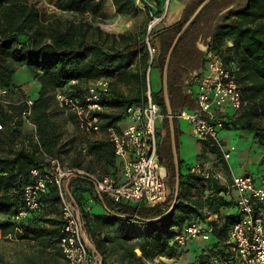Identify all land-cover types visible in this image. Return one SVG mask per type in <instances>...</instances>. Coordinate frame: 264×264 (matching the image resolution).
I'll return each mask as SVG.
<instances>
[{"label":"trees","instance_id":"trees-1","mask_svg":"<svg viewBox=\"0 0 264 264\" xmlns=\"http://www.w3.org/2000/svg\"><path fill=\"white\" fill-rule=\"evenodd\" d=\"M111 1L119 15L138 12L135 0ZM153 1L158 14L165 0ZM203 1L196 0L187 6L179 22L150 33V41L156 49L150 64L144 42L146 28L141 32H108L85 18H62L55 13L43 16L29 0H0V88L7 90L9 100L17 86L14 77L19 70L30 72L38 84L36 97L26 96L18 104L0 107L3 112L0 122L7 132L0 143L8 146L0 153V238L10 239L24 248L14 261L0 252V264H65L60 245L64 221L55 184L48 185L39 210L16 218L24 209L23 192L34 181L31 171L52 168L51 158L64 165L63 157L68 153L63 133L49 114L52 101H57V93L83 101L91 82L108 79L110 87L103 96V111L99 117L103 127L118 126L126 119V108L143 100L147 71L151 75L155 67L163 74L175 38ZM229 2L234 8L212 24V13ZM55 3L58 8L81 16L96 14L100 9V0H55ZM208 38L209 50L217 51L225 63H234L236 79L247 101L242 110L223 116L224 127L251 132L264 149V0H214L181 36L168 67L167 94L173 116L181 110L195 108L193 95L186 90L192 84L189 82L193 74L204 68L205 55L198 44ZM152 95L164 115V134L158 137V153L168 172L169 196L164 203L153 207L115 203L106 195H102L101 200L90 180L71 177L63 181L64 195L74 201L83 238L93 253L91 264H152L155 257L172 259L179 249L175 238L191 221L212 228L209 241L199 248L200 253L195 255L192 264H220L231 257L230 229L237 218L235 197L228 196V188L214 174L205 177L191 173L190 166L183 171V161L178 154L179 195L172 211L166 214L174 198L176 174L162 86L157 92L152 90ZM29 99L33 101L28 118L33 131L20 145L11 148L15 129L9 124L21 125L27 120L23 113L29 109ZM64 110L76 120L72 112ZM13 111L17 115H13ZM173 122L178 153L181 132L176 118ZM199 142L204 151L224 162L217 145L211 141ZM87 151L93 156L90 164L103 161L113 168L108 175L115 176L117 159L107 140L88 142ZM82 159L79 150L66 167L83 169ZM75 189L88 192L105 213L92 214L74 195ZM263 207L264 204L258 205L255 213L264 223ZM110 250L120 251L115 262L106 258Z\"/></svg>","mask_w":264,"mask_h":264},{"label":"built area","instance_id":"built-area-1","mask_svg":"<svg viewBox=\"0 0 264 264\" xmlns=\"http://www.w3.org/2000/svg\"><path fill=\"white\" fill-rule=\"evenodd\" d=\"M169 2L170 0H165L163 7L156 14L157 6L153 0H135V7L145 11L149 18L144 42L150 64L156 54V49L150 41V33L165 20ZM204 59V72H200L186 90L187 94L194 96L197 110L184 109L173 118L186 120L191 125L194 138L211 141L217 145L223 159L228 161L231 157L229 153L235 148H224V144L217 137L218 131L225 128L223 116L242 110L247 101L236 79L237 68L233 62L225 63L217 51L209 49ZM192 85L197 87L195 94L191 89ZM109 87L108 79H97L88 85L83 101L62 92L57 93V101L61 107L76 116L77 125L84 134L105 133L106 140L119 162L120 175L98 176L81 168L66 167L58 159L51 158L52 168L31 171L34 181L25 188L22 195L24 209L16 217L21 219L28 212L39 210L41 197L46 193L48 185L55 184L64 221L60 245L65 264H91L94 259L89 245L83 238L77 211L64 195L62 184L66 178L78 176L90 180L102 195H106L115 203L153 207L164 203L169 196L168 172L158 153L156 126L164 115L152 95L150 71H147L143 100L126 108V126L119 124L116 127H103L101 124L99 114L103 111L102 99ZM7 93L6 89L0 88V107L10 104ZM27 104L29 109L24 111L23 116L28 120L33 101L29 99ZM190 171L205 177L210 174L200 165L191 167ZM230 188L236 193L237 218L230 229V240L233 243L231 257L229 260H222L220 264H264V223L262 217L255 213L256 207L264 204V186L256 184L252 176L243 175L233 176ZM212 218L215 217L209 219ZM211 232L212 228L206 224L188 222L177 234L176 246L184 248L193 240L207 242Z\"/></svg>","mask_w":264,"mask_h":264},{"label":"rangeland","instance_id":"rangeland-1","mask_svg":"<svg viewBox=\"0 0 264 264\" xmlns=\"http://www.w3.org/2000/svg\"><path fill=\"white\" fill-rule=\"evenodd\" d=\"M29 2L35 4L42 12L43 16H46L50 13H55L59 17L62 18H69L78 20L80 18H85L91 21L96 25H100L104 30L109 31H116L121 30L123 28H130L136 31L139 28L138 32H141L146 27L145 25L149 21L147 17H138L137 13L134 15H123L119 16L115 12V8L111 0H100V9L96 14L87 13L84 16L78 15L77 13H73L71 11H66L56 6L55 0H29ZM128 25V27L126 26ZM204 39V44L205 43ZM196 73V72H195ZM195 73L191 78L190 82H194L195 80ZM159 77L156 73V68L153 67L151 75H150V82L152 86V90L157 92L162 86V75L159 71ZM14 82L16 83V87L10 94L9 101L11 104H18L20 101L28 96L31 98L36 97L38 91V84L34 81L33 76L27 70H19L14 77ZM193 93L195 94L197 87L195 85L191 86ZM194 97V96H193ZM3 112L0 111V115ZM49 114L52 120H54L58 125L60 130L63 133V142H66L68 146L66 150L68 151L67 154L63 157L64 165H70L72 157L75 155L76 152L79 150L82 153V161L81 167L87 166L90 164V161L93 159V156L88 153L87 145L88 142H92L93 136L84 134L78 127L77 122L72 115L64 110L57 101H52ZM13 115H17L16 112L13 111ZM163 120V119H162ZM1 121V116H0ZM181 123V132L183 133L179 139V146H178V154L181 160L183 161L182 170L185 171L187 166L194 167L196 165H200V167L205 170L209 171L210 174H214L220 180L225 176L228 180L230 179L227 170L220 169L221 161L216 158L214 155L204 151L202 144L193 137L191 133V125L184 119L180 120ZM127 119L120 123V126H126ZM11 125L15 129V135L12 140V147L20 145L25 139L26 136L32 133L33 125L29 120L22 122L21 125L13 124ZM157 135L158 137H162L164 134V127L163 123L160 121L157 122ZM101 134V133H98ZM5 135H7L6 128L0 122V141L4 140ZM219 140H222L224 143V148L229 149L234 147L235 150L231 151L229 154L231 157L236 155L237 151L240 150H253V134L248 131H243L239 128L229 127L223 128L218 131L217 135ZM8 148L7 145H3L0 143V153L3 152ZM252 155V154H251ZM91 157V158H90ZM232 160V159H231ZM225 161V160H224ZM227 162V161H226ZM234 163V158H233ZM235 164V163H234ZM95 169L100 170V173H110L109 169L106 166H102L101 163H91ZM262 174L264 175V157L262 160ZM104 167V168H103ZM234 168L237 169L238 167L234 165ZM259 169V167H258ZM221 170V171H220ZM250 172H253L254 178L256 180H260V175H257V169H255L254 165L250 166ZM87 171V170H86ZM104 171V172H103ZM222 172L223 174L221 175ZM92 173V172H91ZM95 174V173H94ZM99 174V173H98ZM97 175V174H96ZM258 176V177H257ZM236 197V196H235ZM97 202L93 201L91 203V207L93 208V213L97 212ZM100 205V204H99ZM101 206V205H100ZM102 207V206H101ZM102 209V208H101ZM195 245L198 248L205 247V242L200 241H192L187 244L184 248H179L178 253L174 258H167L166 256L155 257L154 260L151 262L152 264H192L195 260V254L198 253V250H195ZM24 248L17 242H14L10 239H1L0 238V252L11 261L17 259L20 253ZM120 251L119 250H110L107 253L106 258L108 261H116L119 257ZM137 254L140 255L139 251ZM163 260H162V259ZM171 260V261H170ZM150 263V262H149Z\"/></svg>","mask_w":264,"mask_h":264},{"label":"crops","instance_id":"crops-1","mask_svg":"<svg viewBox=\"0 0 264 264\" xmlns=\"http://www.w3.org/2000/svg\"><path fill=\"white\" fill-rule=\"evenodd\" d=\"M119 15V14H118ZM137 15L138 17H147V19L149 20L148 18V15L145 11H142V10H138L137 12ZM119 16H123V15H119ZM148 23V22H147ZM128 27V25H126ZM147 26V24L145 25ZM146 28V27H145ZM144 28V29H145ZM105 31H108V32H112V31H109V30H105ZM125 31H134V28L133 29H130L129 27L128 28H123L121 30H116V31H113L114 33H121V32H125ZM136 31H139V28L136 30ZM209 39V38H208ZM208 39L206 40V44H204V40H202L201 42H199V49L204 53V49L206 48V46L208 45ZM205 55V53H204ZM201 74L204 72V70H201L199 71L198 73H195L194 76H197L198 74ZM156 73H157V76L159 77V70L156 69ZM194 99V98H193ZM194 102H195V99H194ZM187 110H190V111H196L197 110V106H196V102H195V108L194 109H187ZM160 123L163 122V120H159ZM178 121V124H179V130H181V123H180V120H177ZM170 128V126H169ZM175 131V130H174ZM181 132V131H180ZM183 133L181 132V135ZM180 135V137H181ZM91 137L93 136V139H91L92 142L94 141H106V136H105V133H101V134H91L90 135ZM254 138V136H253ZM160 139V138H159ZM222 141V140H221ZM222 143H224L222 141ZM253 150H248V149H245V150H240V151H237L236 155H234L233 157H230V159L226 162H222L221 161V166H219V168L221 169H224V170H227V173L229 174L230 176V179L228 180L225 176L221 179V182L222 184L226 185V187L228 188V191H229V195L230 197L234 198L236 196V193L233 189L230 188L231 186V182H232V177L233 176H243V175H250L252 176L253 178L255 177L253 172H250V166L251 165H254L255 166V169H257V175H260V180H256V178H254L256 184L258 185H263L264 186V175L262 174V170H260L263 165H262V160H263V157H264V149L257 143L256 139L254 138V142H253ZM252 154V155H251ZM91 158V157H90ZM233 158H234V163H233ZM232 159V160H231ZM102 166H106V168L109 169V172L112 173L113 172V168L110 167L109 165H106L105 163H103V161L100 162ZM225 166H224V164ZM117 164V167H118V170L117 172L115 173V176H119L120 175V167H119V162L117 161L116 162ZM234 165L237 166L238 168L235 169L234 168ZM259 167V169H258ZM84 170H87L88 172H92V173H95L97 174L98 176H104V175H108V173H100L101 171L100 170H97L95 169L93 166H91L90 164H88L87 166H84L82 167ZM104 168V167H103ZM221 171V170H220ZM104 172V171H103ZM99 173V174H98ZM221 173V175L223 174L222 172H219ZM258 177V176H257ZM67 184H68V181H67ZM95 189V187H94ZM74 192V195L77 196L79 199H80V202L82 204V206L86 207L87 210H89L92 214H95V215H99V214H104L105 213V209L103 207H101L99 204H97V212L98 213H93V208L91 207V203L94 201L93 198L91 197V195L88 193V192H83V191H80V190H73ZM96 192V190H95ZM97 194V193H96ZM71 204L73 205V207L75 208V210L77 211V208L75 206V203L74 201L70 198L68 199ZM102 208V209H101ZM263 209V216H264V207L262 208ZM264 218V217H263ZM195 242H197L196 240H193ZM109 247H111V244H108ZM195 250H198V253L195 254V255H199L200 253V249L198 248V246L195 245ZM140 253V252H139Z\"/></svg>","mask_w":264,"mask_h":264},{"label":"water","instance_id":"water-1","mask_svg":"<svg viewBox=\"0 0 264 264\" xmlns=\"http://www.w3.org/2000/svg\"><path fill=\"white\" fill-rule=\"evenodd\" d=\"M212 1H214V0H204L198 6V8L193 13V15L190 17V19L186 22V24L181 29V31L178 33L177 37L175 38V40H174V42H173V44H172V46L168 52L165 67H164L163 74H162V88H163V92H164L165 108H166V112H167L166 117L168 118L169 126H170L171 151H172V155H173L175 174H176L175 187H174V198H173L172 204H171L169 210L166 212V214L169 213L170 211H172V209L174 208V206L178 200L179 188H180V168H179L178 153H177V149H176L173 114H172V110H171V106H170L168 94H167V78H168L169 62H170L171 55H172L178 41L180 40L181 36L190 27V25L195 21V19L204 10V8L208 4H210ZM187 4H188V2H186L184 0H170L165 20L162 23H160L159 25H157L155 27L154 31H159V30L164 29V28H166V27H168L174 23L179 22L183 17V14H184V11L187 7ZM209 41H210V38L208 39V43H209ZM199 45L200 44H198V46ZM200 47H201V45H200ZM208 48H209V44L203 50L204 53L207 52ZM75 177H78V176H75ZM95 190H96L98 197L102 200L103 199L102 194L96 188H95ZM77 212H78V210H77Z\"/></svg>","mask_w":264,"mask_h":264},{"label":"flooded vegetation","instance_id":"flooded-vegetation-1","mask_svg":"<svg viewBox=\"0 0 264 264\" xmlns=\"http://www.w3.org/2000/svg\"><path fill=\"white\" fill-rule=\"evenodd\" d=\"M186 2H188L187 6H189L190 4H192L193 2H195L196 0H184ZM234 4L232 3H228V5L225 4V6H220V8H217L211 16V23L215 24L216 21H218L222 16L225 15V13L228 12L229 9H233L234 8Z\"/></svg>","mask_w":264,"mask_h":264}]
</instances>
